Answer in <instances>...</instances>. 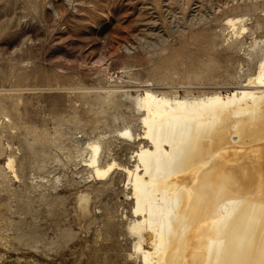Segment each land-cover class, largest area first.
I'll use <instances>...</instances> for the list:
<instances>
[{"label":"rangeland","instance_id":"obj_1","mask_svg":"<svg viewBox=\"0 0 264 264\" xmlns=\"http://www.w3.org/2000/svg\"><path fill=\"white\" fill-rule=\"evenodd\" d=\"M261 52L264 0H0V167L15 156L19 176H0V264H128L124 175L82 167L98 139L105 162L133 165L115 129H142L108 92L225 93Z\"/></svg>","mask_w":264,"mask_h":264},{"label":"bare ground","instance_id":"obj_2","mask_svg":"<svg viewBox=\"0 0 264 264\" xmlns=\"http://www.w3.org/2000/svg\"><path fill=\"white\" fill-rule=\"evenodd\" d=\"M242 21L226 20L240 40L246 27L238 31L236 24ZM144 87L123 90L124 103L110 90L106 102L107 108L130 109L142 129H115L116 137L136 146L129 155L133 165L105 162L100 139L82 151L92 181L124 175L131 202L125 261L264 264V53L256 72L225 93L179 97ZM15 158L7 157L0 176L19 181ZM88 202L84 195L79 205L87 210Z\"/></svg>","mask_w":264,"mask_h":264}]
</instances>
